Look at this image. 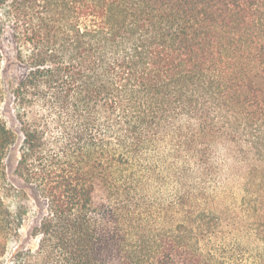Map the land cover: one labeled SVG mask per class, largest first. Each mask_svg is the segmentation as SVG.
Segmentation results:
<instances>
[{"label":"trees","instance_id":"trees-1","mask_svg":"<svg viewBox=\"0 0 264 264\" xmlns=\"http://www.w3.org/2000/svg\"><path fill=\"white\" fill-rule=\"evenodd\" d=\"M2 34L0 264H264V0H0Z\"/></svg>","mask_w":264,"mask_h":264},{"label":"rangeland","instance_id":"rangeland-1","mask_svg":"<svg viewBox=\"0 0 264 264\" xmlns=\"http://www.w3.org/2000/svg\"><path fill=\"white\" fill-rule=\"evenodd\" d=\"M0 46L2 47L5 55L4 61V77L6 82V87L8 89V82L12 81V79L20 75L21 68L19 67L16 58L13 42L9 39L8 35H0ZM11 94L9 91L6 95V102L1 106L0 112L3 117L7 120L9 126L19 131L18 122L15 119L12 109H11ZM19 145L20 141L12 147L10 151L9 165L11 171L15 168L17 164V159L19 157ZM17 183L20 187L25 188L31 197L30 202V211L28 220L25 222L20 237L13 242L11 251L14 249L27 248V247H35L37 245V238L32 235L33 228L38 224L41 217V203L35 200L33 196V191L30 190L29 187L23 185L21 181H19L16 177ZM223 190L226 191V202L230 205H235L238 211H240L242 207V199L246 195V191L244 190L243 182L239 179L231 180L230 184L223 186Z\"/></svg>","mask_w":264,"mask_h":264}]
</instances>
